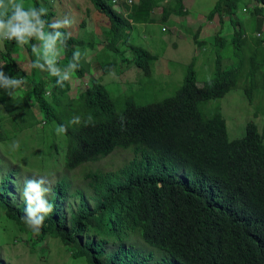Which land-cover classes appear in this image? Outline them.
Wrapping results in <instances>:
<instances>
[{"label": "trees", "instance_id": "trees-1", "mask_svg": "<svg viewBox=\"0 0 264 264\" xmlns=\"http://www.w3.org/2000/svg\"><path fill=\"white\" fill-rule=\"evenodd\" d=\"M67 1L23 0L26 9L47 8L42 18L48 23L65 16L72 21L60 29L68 38L57 66L72 62L76 51L80 60L62 87L57 77L32 67L35 39L23 47L0 42L5 76L26 81L11 96L0 89V215L24 234L15 238L28 246L30 264H47L44 250L53 240L63 250L61 264H68L66 257L73 264H264V132L248 121L243 135L228 138L220 106L205 108L236 88L250 102L257 87L264 91V34L248 41L238 18L252 6L261 28L264 0H216L206 13L221 26L211 48L231 50L228 67L217 56L212 77L199 82L194 59L170 96L145 105L126 102L120 110L100 80L130 65L150 75L157 57L129 42L132 24L184 16L185 1L121 0L115 8L113 0ZM227 18L232 32L223 30ZM44 30L52 31L47 24ZM193 33L196 47L206 44L198 30ZM76 116L79 125L70 123ZM61 124L67 132L57 135ZM118 150L130 154L119 166L96 165ZM58 160L63 175L49 177L54 183L46 198L53 211L35 233L22 218L24 201L15 204L10 189L15 175L52 170Z\"/></svg>", "mask_w": 264, "mask_h": 264}, {"label": "rangeland", "instance_id": "rangeland-1", "mask_svg": "<svg viewBox=\"0 0 264 264\" xmlns=\"http://www.w3.org/2000/svg\"><path fill=\"white\" fill-rule=\"evenodd\" d=\"M124 1L122 0L123 4ZM184 1L185 7L188 9V12L184 16H172L164 24H132V29L129 31V42L143 46L152 53L157 54V57L150 62V75H146L142 70L134 65H130L122 74H120L122 71L115 70L114 75H106L100 80L110 92L119 110L124 107L126 102L145 105L159 102L165 97L170 96L182 83L184 75L188 70V64L194 59L193 69L199 82L212 77L218 61L217 56L224 58H221V63L223 62L224 67H228L227 65L233 63L228 56V51L231 50L222 48L216 53L209 44L213 40L214 35L219 34L218 31L221 28L218 21L215 19L208 21L205 16L209 9L213 7L216 0ZM67 2L73 5L75 2L79 4L83 3L84 0H68ZM109 2L111 3V0ZM116 5L115 2L112 3L114 8ZM63 6L66 10V3ZM238 18L240 26L245 30L248 41L257 36L258 31L264 34V25L261 28L259 27L257 18L252 15V6H249L248 10L245 8L239 10ZM91 22L93 23L92 20ZM225 29L229 32L233 31L228 18L225 20L223 26V30ZM195 30L199 32L198 39L206 41V44L196 47L191 39ZM99 34V37L102 38L101 33ZM123 51L128 54L127 50L124 49ZM20 56L25 58L22 53ZM235 59L238 60V56ZM96 69L97 67L94 64V70ZM100 73V71H96L93 76H97ZM73 90L74 88L72 87L71 92ZM218 105L226 120L228 138L243 135L248 121L254 122L258 126L259 132H264V91L260 87L256 88L251 102L244 95L242 88H236L228 92L221 99L208 102L205 108L213 109ZM129 156L130 154L127 151L118 150L111 156L98 161L96 165L107 169L116 168ZM60 164L61 160H58L54 168L55 170L52 169L54 172L50 176H48V173L52 170H38L36 168H31L22 174L15 175L16 182L10 189L11 200L15 204L23 201L20 191L28 174H30L28 175L30 176L29 179L33 178V176L39 178V175L46 176L48 180L49 177H54V179L61 177L63 170L59 168ZM34 167H38V162L34 163ZM68 175H72L73 185L81 183V180L73 172ZM53 183L54 181L50 182V185ZM49 193L46 194V198ZM19 234L24 236L23 233H19L17 225L6 218L1 212L0 260L2 264H30V260L33 259L28 252V246L23 241L18 242L15 238ZM44 251L47 253V264H61L63 250L57 246L55 240L50 241V245H46ZM65 259H67L68 264H73L71 262L72 258L66 257ZM75 262L79 264L77 260Z\"/></svg>", "mask_w": 264, "mask_h": 264}, {"label": "clouds", "instance_id": "clouds-1", "mask_svg": "<svg viewBox=\"0 0 264 264\" xmlns=\"http://www.w3.org/2000/svg\"><path fill=\"white\" fill-rule=\"evenodd\" d=\"M114 2H120V0ZM128 2L131 4L132 0ZM47 12L48 9L45 7L31 6L26 9L23 0H0V42L15 41L23 47L35 39L38 43L32 45V53L36 56L32 67L47 71L50 75L57 77L56 83L62 87L78 68L80 53L79 51L74 52L72 62L63 69L57 66L58 58L62 54L59 46L65 45L68 38L60 29L70 27L72 21L65 16L63 19L48 23L42 18L47 15ZM46 24L52 31L44 30ZM3 67L4 65H0V89H4L11 96L14 90L20 88L26 81L23 78L5 76ZM92 119L89 115L84 123H90ZM70 123L79 125L81 117H73ZM55 131L57 135L65 134L67 127L61 124L56 127ZM13 147L19 148V143L13 142ZM50 190L48 178L39 175V178L33 176L31 179H25L20 191L25 205L22 218L26 226L35 233L41 230L45 217L53 211V205L46 199V194Z\"/></svg>", "mask_w": 264, "mask_h": 264}, {"label": "built area", "instance_id": "built-area-1", "mask_svg": "<svg viewBox=\"0 0 264 264\" xmlns=\"http://www.w3.org/2000/svg\"><path fill=\"white\" fill-rule=\"evenodd\" d=\"M113 1H117V0H113ZM127 2H128V0H127ZM129 3V2H128Z\"/></svg>", "mask_w": 264, "mask_h": 264}]
</instances>
